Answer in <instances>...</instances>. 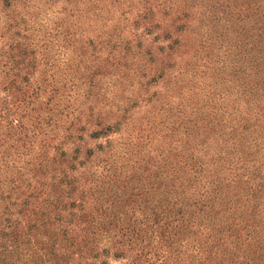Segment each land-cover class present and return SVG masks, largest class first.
I'll return each mask as SVG.
<instances>
[{
  "label": "rangeland",
  "instance_id": "obj_1",
  "mask_svg": "<svg viewBox=\"0 0 264 264\" xmlns=\"http://www.w3.org/2000/svg\"><path fill=\"white\" fill-rule=\"evenodd\" d=\"M191 2L0 0V211L28 199L35 223L1 264H264L244 203L264 160H235L264 158V132L229 69L259 53L182 19ZM202 161L250 183L219 199Z\"/></svg>",
  "mask_w": 264,
  "mask_h": 264
},
{
  "label": "trees",
  "instance_id": "obj_2",
  "mask_svg": "<svg viewBox=\"0 0 264 264\" xmlns=\"http://www.w3.org/2000/svg\"><path fill=\"white\" fill-rule=\"evenodd\" d=\"M219 2V0H192L191 4H189L188 8H186L187 12L182 14V19H187V21L192 24L195 22L198 24V26H201V28L206 27V30L210 35L215 33L214 30L220 29V39H222L223 42L227 43V45L234 50H236L235 47L241 46L246 47L244 50L245 53H249L250 49L257 50L259 53L256 55L257 58L251 57L249 59V56L240 55L243 62H241L239 65H232V67L229 69L233 72L230 80L234 83V88L237 91L239 90L238 92L241 93L236 94L241 96L242 99L246 100L244 107L241 108V110L244 111L243 117H246L245 123H242V129L251 130L252 125H256V127L259 125L258 123L254 124L253 122L258 121L262 124V126L257 130H252V132L255 134H262L264 132V82H261V80H264V0H225V2L228 3L226 6L227 11H224V6L221 7L220 12L216 13V3ZM172 4L173 3L171 2L163 4L162 2L160 3L157 1L155 3V8L158 12H164L170 9L171 6L173 7ZM230 6L234 8L233 15L230 19L225 20L227 14L230 12ZM241 14L246 15V19L245 21H242V23L237 20V17ZM242 18H244V15ZM261 53H263V55ZM234 57L238 58L235 52ZM243 63H245V65H243ZM255 95H257V97H255L256 99L260 96V103L255 106V114H253V109L251 106L254 104V99L252 96L254 97ZM198 120H201V122L198 124L200 127H210V125L215 123H209V120H207L206 117ZM193 123H196L195 119H193ZM208 123L210 125H208ZM213 130L214 128H211V131ZM243 139V136H239L240 141ZM205 146H209V144L205 143ZM238 147L234 146L233 151L238 149ZM251 156L252 153L250 152H245V156H239L238 152L235 160H264V158ZM214 159L220 160V155L218 154L214 156ZM252 167L254 171H258L260 173L259 176L261 177V181L259 180V182H255L256 185L251 187L252 182L250 183L248 180V183L250 184L247 183L248 189L245 191L246 195L244 196V203L250 206L251 215L259 217L261 216L264 220V215L259 213L264 211V207L261 208L264 206V194L262 192V187L264 186V162L253 164ZM198 172L200 173L199 177L210 178H206L204 180L208 184L214 183L211 193L214 196L222 194L223 196H217L219 199L229 198L233 200L234 196H230V191L241 189L243 187L247 188V184L246 186L245 184L243 186V184H239V182L232 186V181L228 176H226L225 171H212L208 164L203 161L199 163ZM213 178L215 179L212 180ZM32 202L33 201L26 199L22 203L23 207L18 208L13 206L12 210L3 208V211H0V239L10 236L9 241L12 240L14 243L19 238H23V236H29L28 230H23L27 226L28 229H30L31 226L33 227L35 225V223L28 225V221L32 220L29 218V214H33L34 212V206ZM40 203H42V201H40ZM56 215H59V212L56 213ZM60 220L61 219L58 216L56 221L60 222ZM64 233H66V230L62 232V235H64ZM11 246L12 244H7L6 240H0V264L4 263V257L7 256L8 252L16 249V247ZM5 250L6 253H4Z\"/></svg>",
  "mask_w": 264,
  "mask_h": 264
}]
</instances>
